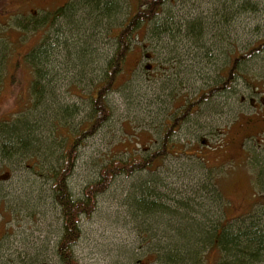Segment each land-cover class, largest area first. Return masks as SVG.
Returning <instances> with one entry per match:
<instances>
[{"label": "rangeland", "instance_id": "374dc122", "mask_svg": "<svg viewBox=\"0 0 264 264\" xmlns=\"http://www.w3.org/2000/svg\"><path fill=\"white\" fill-rule=\"evenodd\" d=\"M67 1L0 0V43L10 47L1 78L0 123L29 120L37 125L32 138L52 146L48 151L34 140L22 153L5 156L1 146L9 134L3 129L10 124H0V264H58L56 245L62 223L51 197L49 169L57 165L63 136L89 117V93L114 49L108 28L123 22L142 2L118 0L120 13L103 27L90 29L93 22H89L87 31L81 29L82 36L68 31L63 18L51 28L18 27L17 19L40 17ZM158 19L171 30L156 34L155 22L143 27L144 38L135 40L118 88L108 97L112 117L79 149L69 181L75 197L82 196L85 186L110 160L156 149L166 123L180 110L184 98H194L219 81L231 52L243 53L264 39V0H166ZM194 23L202 24L199 39L189 33ZM59 25L63 35L58 34ZM48 29L49 38L44 41ZM79 37L89 39L86 55L92 62L85 67H78L76 59L84 43ZM66 41L68 49L63 45ZM46 44H51L50 52L43 63L51 84L38 105L31 89L34 69L25 55ZM239 71L245 78L240 77L233 89L196 106L176 126L171 137L175 148L156 171L121 177L99 197L97 210L81 221L82 237L75 247L80 264H159L145 256L155 243L167 240L163 234L168 230L136 217L128 204L131 189L145 179L152 187L158 185L163 201L189 202L196 211L180 212L197 223L204 222V214L213 220L252 210L264 214V52L242 64ZM72 107L78 112L73 118L66 120L57 112ZM54 123L66 126H59V139L54 137L59 132H52ZM157 176L159 184L150 181ZM213 180L222 192L224 212L210 191L209 183L215 187ZM148 226L154 238L148 239L149 233L143 231Z\"/></svg>", "mask_w": 264, "mask_h": 264}, {"label": "trees", "instance_id": "16d2710c", "mask_svg": "<svg viewBox=\"0 0 264 264\" xmlns=\"http://www.w3.org/2000/svg\"><path fill=\"white\" fill-rule=\"evenodd\" d=\"M165 2L166 0H142L139 7L130 12L123 22L116 25L115 28H108L114 38V49L105 60L101 79L89 93V117L84 119L76 128L70 129V135L63 136L62 152L57 158V165L49 169L51 197L60 209L62 223L61 234L56 245L58 264H80L75 247L82 237L81 221L83 217H91L97 210L99 197L106 193L114 182L121 177H132L144 171L151 173L156 171L164 158L172 154L175 148L171 137L176 130V126L180 122L183 124L189 112L196 106L216 94L233 89L240 77L245 78V75L239 71L242 64L264 52V39L259 40L243 53L240 51L231 52L229 62L222 69L219 81H216L206 91H200L194 98H184L183 103L179 106L180 110L170 122L166 123L161 142L156 149L147 152L145 155H131L126 159L110 160L101 167L98 177L85 186L82 196L75 197L69 181L78 161L79 149L88 138L98 132L112 117L113 112L108 97L112 91L118 88V78L125 71L126 59L134 48L135 40L144 38V35L141 38V30L152 22L156 24L153 29L156 34L171 30L170 27H166L165 24L158 21ZM121 9L118 0H69L54 10L45 11L40 17L31 16L30 18H19L17 20L18 27L25 30H37L44 27L51 28L54 24H58L60 18H63L65 24L69 25L68 31H74L81 35L82 28L88 30L89 27L86 28L85 25L89 22H93L90 29L103 27L104 23L113 18L116 13H120ZM81 11L83 12L81 17L75 19L76 14ZM59 26L61 28L59 27L57 31L60 35L63 29L61 25ZM48 32L49 29L46 30L44 41L49 38ZM189 33L199 39L202 34V24H190ZM92 36L94 35L92 34ZM58 38L60 44L62 38L60 36ZM87 40L89 39L84 41L81 38V42L84 41V43L76 51L78 67L88 66L89 62H92L86 55V53H90ZM50 45L46 44L41 49L35 47L27 56L25 55L28 63L32 64L34 69L31 89L38 105L44 100L48 91L47 85L51 84L49 71L43 63L45 56L50 52L47 51V47ZM63 45L65 49H68V41L64 42ZM9 50L10 47L8 48L6 43H0V90L4 64L7 61ZM73 65L76 67L75 62H73ZM57 112L63 113L65 115L63 118L66 120L67 117L71 116L73 118L78 114L75 107H72L71 110L63 108V110ZM55 117H58V115ZM18 122V124H14L13 120L5 119L0 123L3 125L10 124V126L3 129L5 134H9L6 143L1 146V151L5 156L10 157L15 153H22L23 150L30 148L34 140L39 143L40 147L45 146L41 144L40 139L32 138V132L36 130V124H31L32 122L29 120L25 122L19 120ZM59 126L66 127L54 123L52 132H59V134L54 135L55 139L62 136ZM51 147V145L45 146L48 151L52 149ZM150 181L159 184L160 178L157 176ZM212 185L215 186L214 189L211 188V183H209L210 191L215 201L220 203L224 212L226 206H223L222 192L214 180ZM156 188H158V185H156ZM156 188L152 187L149 180L145 179L139 185L134 186V189H131L128 195V204L130 209L134 211L135 216H141L150 222L154 221L161 224L163 231L165 228L168 230L167 233L163 234V237L167 240L164 243H155V247L146 254L145 258L152 257L151 263L157 261L159 264H264V214L252 210L239 217H225L224 219L215 220L204 214L201 216L204 222L197 223L194 218L188 216L189 214L185 215L180 212V209L182 211L188 210L189 213L196 211L189 202L170 199L172 202L169 204L167 201H163L164 197ZM154 216H159L157 217L158 220ZM173 220H176L175 223H172ZM195 223L199 228L195 226ZM150 227H144L143 230L149 233L148 239L155 237Z\"/></svg>", "mask_w": 264, "mask_h": 264}]
</instances>
